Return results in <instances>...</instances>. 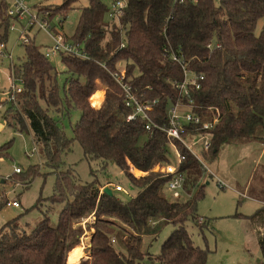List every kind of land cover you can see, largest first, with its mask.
I'll list each match as a JSON object with an SVG mask.
<instances>
[{
	"label": "trees",
	"instance_id": "trees-1",
	"mask_svg": "<svg viewBox=\"0 0 264 264\" xmlns=\"http://www.w3.org/2000/svg\"><path fill=\"white\" fill-rule=\"evenodd\" d=\"M73 1L38 12L48 22L58 15L63 22ZM124 1L109 20L105 15L111 6L104 0H89L81 8L73 33L64 34L80 54L59 53L67 74L62 87L57 69L33 41L25 43V61L11 67L23 86L16 125L32 133L39 162L1 182L19 180L25 190L40 174L56 176L53 194L38 201V205L49 201L44 219L25 228L19 223L25 210L0 229V264H69L70 251L82 242L87 229L92 231L88 255L76 264H139L146 257L148 264H205L208 251L194 244L187 230V222L198 216L201 194L183 201L169 199L165 189L172 175L155 172L152 164L177 165L185 175L182 190L190 194L208 172L205 159L213 160L230 143L264 141V24L255 32L264 18V0ZM10 19L5 1L0 0L1 23L8 25ZM182 62L187 70L204 76L197 88H189L188 97L180 90ZM122 69L139 103L151 107L131 120L136 107L126 105L113 76ZM100 85L105 87V98L94 106L90 97ZM177 101L182 112L191 110L201 119V124L184 126L183 138L199 134L210 138V146L198 151L201 160L163 129ZM73 112L79 118L69 137L62 119ZM215 118L211 129L203 128V122ZM75 142L87 160L119 166L136 193L121 199L113 190L101 191L105 184L83 181L65 162ZM172 148L176 158L181 154V162L172 163ZM131 167L140 168L135 170L139 179ZM250 191L261 206L245 217L264 218V176ZM9 201L0 186V210ZM54 211L59 212L56 221L50 216ZM92 214L95 221L85 229L80 220ZM168 225L174 230L158 254L141 248L145 236L153 242Z\"/></svg>",
	"mask_w": 264,
	"mask_h": 264
},
{
	"label": "rangeland",
	"instance_id": "rangeland-1",
	"mask_svg": "<svg viewBox=\"0 0 264 264\" xmlns=\"http://www.w3.org/2000/svg\"><path fill=\"white\" fill-rule=\"evenodd\" d=\"M4 1L8 13L14 7V0ZM22 1L26 10L23 15L11 17L8 25L0 21V37L5 38L0 40V44L2 42L5 44L0 56V186L5 189L10 201L17 196L20 201L19 207L5 205L0 210V229L7 221L18 217L25 210L28 212L19 218V223L25 228H32L44 219L43 212L49 206V201L43 199L44 203L39 205L38 201L40 197L47 198L53 194L56 176L50 172L40 174L25 190L22 189L23 184L21 181L19 183V180L13 184L10 181L2 183L3 179L15 174L16 167L26 171L30 165L39 162V154L35 149L32 133L26 130L21 131L16 125L18 94L22 92L23 86L20 80L14 78L11 67L25 61V43L29 41H33L44 53L51 49L53 46L51 36L45 29L40 28L39 23H32L33 18L40 8L54 9L64 0ZM88 1L74 0L63 22L60 21L62 18L59 15L49 20L51 29H57L65 35L72 34L81 8L86 6ZM104 1L108 6H111L113 2V0ZM41 17L40 15L39 20L42 19ZM105 19L109 20L111 16L107 14ZM263 24L264 18L259 19L256 33L261 31ZM48 60L57 69V79L62 87L67 74L64 71L66 65L61 55L51 53ZM17 88L21 92L15 91ZM98 90L100 92H97V95L102 96L103 93L105 96L103 85H100ZM90 101L93 103L92 97ZM78 116V112H73L70 118L62 119L65 133L69 137L73 136L72 125L79 118ZM201 145L202 142L199 141L194 143L193 147L199 151ZM170 156L172 163L178 162L173 148ZM205 161L208 172L204 173L199 180L202 187L201 185L193 187L190 194L182 189L166 188V196L171 200L183 201L190 195L201 194L197 199L198 216L196 221L187 222V230L194 244L208 251L205 264H264V218L263 216L252 219L245 217L253 215L261 206L259 200L252 197L254 194L250 189L264 176V141L251 140L227 144L213 160L205 159ZM65 162L74 168L83 181L105 184L101 191L104 187H110L121 199H127L137 191L136 186L119 166L108 164L104 167L98 161L87 160L78 142L74 143L72 150L65 156ZM152 166L155 172H161L165 165L161 166L155 162ZM219 180L224 183L223 188L218 185ZM116 185L121 186L123 190L116 191ZM237 213L240 215H236ZM50 216L56 221L59 218V212L54 211ZM94 221L95 216L92 214L82 218L80 223L87 229V224ZM173 230L172 225L166 226L153 242L145 236L141 248L149 253L158 254L162 243ZM91 232L87 229L82 237L81 243L84 244L86 256ZM139 264H148L147 257Z\"/></svg>",
	"mask_w": 264,
	"mask_h": 264
},
{
	"label": "built area",
	"instance_id": "built-area-1",
	"mask_svg": "<svg viewBox=\"0 0 264 264\" xmlns=\"http://www.w3.org/2000/svg\"><path fill=\"white\" fill-rule=\"evenodd\" d=\"M180 2H183L184 0H177ZM196 1V0H194ZM125 6L124 0H117L116 2L112 3L111 5V11L109 15L111 18H114L117 15V12ZM24 4L22 0H14V7L8 11V15L10 17L13 16H21L25 12ZM42 13H37L36 16H34V21L32 23H39L40 28L45 29L49 35L51 36L53 40V46L50 50L46 51L45 54L49 56L51 53H60V52H66V53H79L76 46H74L71 42L67 41L65 39L64 34L58 30V32H53V29H51L49 22L42 19L39 20L40 15ZM47 14V12H46ZM42 18V17H41ZM61 21V20H60ZM5 48V44L2 42L0 44V56L2 54V50ZM80 54V53H79ZM85 56V55H84ZM174 59H177V57L174 56ZM182 68L184 70V79L180 83V90L182 95L189 96V88L195 87L199 85V82L204 79L203 75H197L194 72L187 70L184 63L182 62ZM115 80L117 83L121 86L123 89V93L125 95L126 105L136 107V112L131 114L128 119H134L137 114L144 113L146 109H149L151 107L142 106L138 99L133 95L131 86L126 82L125 80V71L122 69L120 72H116L113 74ZM20 91L18 88L15 89V91ZM190 103H192V100L190 99ZM181 102L177 101L174 103L169 111V120L165 126H163V129L166 131L167 135L179 140L181 143H183L190 151H192L198 159L201 160L200 156L198 155V150L193 147V144L198 143L199 141L202 142V145L199 147V149L202 148H208L210 146V138L208 135L205 134H199L194 135L191 140H186L183 138V131L185 125H191V124H201L200 117L195 115L191 110H188L186 112H182L181 109ZM218 121V119H214L213 122L205 121L203 122L202 126L204 129H211L213 125ZM146 127L149 129L150 124H147ZM178 163L181 162L182 156L180 153H177ZM162 172L169 173L172 175L171 180L168 183L167 188L169 190H177L182 189L185 181V175L181 172H178L177 165L175 164H169L162 167ZM208 170V169H207ZM15 172H21L20 167L15 168ZM218 185L223 188L224 183L222 181H218ZM116 190H123V188L119 185L115 186ZM7 205L19 207L20 203L18 200H11L7 203Z\"/></svg>",
	"mask_w": 264,
	"mask_h": 264
},
{
	"label": "crops",
	"instance_id": "crops-1",
	"mask_svg": "<svg viewBox=\"0 0 264 264\" xmlns=\"http://www.w3.org/2000/svg\"><path fill=\"white\" fill-rule=\"evenodd\" d=\"M97 92H100L99 90L97 91ZM96 92V93H97ZM102 92V91H101ZM93 94L91 97H92V102H93V97H96V96H100L101 97V99H100V102L99 103H97V104H95L94 102L93 103H91L92 105H94V106H100L102 103H103V101H104V98H105V96H104V94L102 93V96L100 95V94ZM91 97H90V99H91ZM91 102V101H90ZM136 169H140V168H136V167H133L132 168V173L133 174H135V170ZM144 170V169H143ZM150 171H148V173H149ZM148 173L147 174H145L144 176H143V178L145 177V176H147L148 175ZM136 176V175H135ZM137 177V176H136ZM258 183V180H257V182L255 183V184H257ZM252 197H254V196H252ZM256 199V198H255ZM260 202V201H259ZM261 203V202H260ZM257 217H261V216H257ZM257 217H255V218H257ZM82 241H83V239H82ZM78 247H81L82 248V254H81V256L79 257V258H77L76 260H73V261H70V256H71V254H72V252L76 249V248H78ZM87 256H86V250L84 249V244H82V243H80L79 245H77V246H75L71 251H70V253H69V256H68V263L69 264H76V263H78L81 259H83V258H86Z\"/></svg>",
	"mask_w": 264,
	"mask_h": 264
},
{
	"label": "bare ground",
	"instance_id": "bare-ground-1",
	"mask_svg": "<svg viewBox=\"0 0 264 264\" xmlns=\"http://www.w3.org/2000/svg\"><path fill=\"white\" fill-rule=\"evenodd\" d=\"M100 99H101L100 96L93 97V102L97 104L99 103ZM81 254H82V248L81 247L76 248L70 256V261L76 260L81 256Z\"/></svg>",
	"mask_w": 264,
	"mask_h": 264
},
{
	"label": "water",
	"instance_id": "water-1",
	"mask_svg": "<svg viewBox=\"0 0 264 264\" xmlns=\"http://www.w3.org/2000/svg\"><path fill=\"white\" fill-rule=\"evenodd\" d=\"M103 192H107L109 194H112L113 193V191H112V189L110 187H104L103 188Z\"/></svg>",
	"mask_w": 264,
	"mask_h": 264
}]
</instances>
